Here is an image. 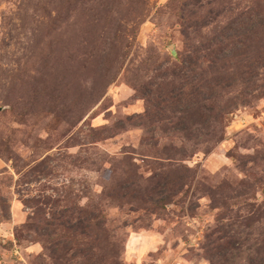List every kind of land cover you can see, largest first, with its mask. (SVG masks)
I'll return each instance as SVG.
<instances>
[{
    "label": "rangeland",
    "instance_id": "1",
    "mask_svg": "<svg viewBox=\"0 0 264 264\" xmlns=\"http://www.w3.org/2000/svg\"><path fill=\"white\" fill-rule=\"evenodd\" d=\"M184 1L0 0V264L254 255L264 238V78L255 72L264 46L249 42L250 65L196 67L197 49L213 47L230 20L218 8L248 0ZM181 60L191 70L173 65ZM185 73L194 75L184 109L167 90ZM196 90L216 97L196 105ZM239 98L214 124L210 105ZM181 115L201 141L166 130ZM194 140L191 156L165 158ZM84 211L95 217L80 226ZM85 226L91 237L79 243Z\"/></svg>",
    "mask_w": 264,
    "mask_h": 264
},
{
    "label": "trees",
    "instance_id": "2",
    "mask_svg": "<svg viewBox=\"0 0 264 264\" xmlns=\"http://www.w3.org/2000/svg\"><path fill=\"white\" fill-rule=\"evenodd\" d=\"M171 2H174L176 0H170ZM181 2V5H184L185 7L187 4H185L184 0H178ZM230 0H207L206 4L208 5H215L221 6L223 3ZM198 2L197 0H194L193 4L196 5ZM61 5V3H58L56 5L57 7ZM232 10H235V12L231 13ZM186 14L192 15V11L188 12L186 10H182ZM214 10L211 9L210 12H213ZM228 12L230 16V20L220 27L219 31V39L216 40L213 45L211 46H202L201 48L197 49L196 55H195V65L198 68H202L206 64H208V69L211 71H217L218 69H221L222 71H226L231 66L238 64H241L245 62L246 64L250 65L252 61L247 58L248 55H254V50L252 53L251 44L249 42L254 43L255 39H259L261 41L260 45H257V48L264 46V0H248L246 4H240L237 3L235 5H225L222 8H218L214 16H217V14H221L223 12ZM214 14V13H213ZM185 18V17H184ZM185 23V20H184ZM189 26V25H188ZM191 26V25H190ZM251 45V46H250ZM264 59V57H263ZM231 62V64H229ZM205 63V64H203ZM173 65L178 70H191L192 62L189 60H181L179 63H173ZM262 74H260L258 71L255 72L264 78V66L262 70ZM194 75V74H193ZM193 75L189 73H185L182 75L181 79L183 80V85L177 89V90H167L168 92V98L173 97L177 103H180L181 105L187 104L188 100L187 97L191 93H187L185 91V86H188L192 83V77ZM261 77V79H262ZM195 85L200 86V83H196ZM194 95L196 97L195 102L196 105L198 102H201L200 96L203 95V100L209 101L212 98H215V94H206L202 93L199 90H196L194 92ZM205 95V96H204ZM167 96V95H166ZM240 100L236 102H229V103H223V104H211L209 107V110L211 109L214 114L212 115V121L215 123H223L224 120L228 118L229 114L232 112V109L236 107V105L242 104L245 102V100L239 98ZM165 100V97H162V101ZM184 101V102H183ZM201 105H199L200 107ZM184 113V110H182ZM188 119L181 115L177 117V121L175 124L171 127H167L166 130H170L173 127L172 131H176L179 133L184 139L190 140L193 137H195V140H200L197 138V136L200 135V131L197 133L190 134L188 132V126L187 124ZM224 126V125H223ZM214 129V128H213ZM222 131V129H221ZM215 135V134H214ZM214 137V136H213ZM220 137H222V133L220 134ZM218 137L217 139H219ZM193 141V149H186L184 147H181L180 149H177L173 154H167L165 157L168 160L171 161H179L181 159H186V157L191 156L195 151L194 149L197 146V142ZM201 141V140H200ZM165 149V148H163ZM210 148H206L208 150ZM170 196H172L171 192H167L165 195V203L170 202ZM165 203L163 205H165ZM105 215L103 214V217ZM95 217L94 214L88 213L86 211L82 212L79 216L78 221L80 226L82 222H90ZM68 230V228H67ZM90 227L85 226L81 230V235L79 238V243L88 242L91 235L89 234ZM76 231V230H75ZM75 231H70L68 235H74ZM233 245V243L231 244ZM233 249H235V246L233 245ZM254 255L247 256L246 260L243 264H264V238H262L261 243L259 246L255 247ZM215 261V260H214ZM217 264H233V262L226 258L224 254H222V257L216 259L215 261Z\"/></svg>",
    "mask_w": 264,
    "mask_h": 264
}]
</instances>
